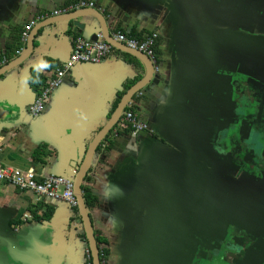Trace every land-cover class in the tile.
Masks as SVG:
<instances>
[{
  "label": "crops",
  "instance_id": "1",
  "mask_svg": "<svg viewBox=\"0 0 264 264\" xmlns=\"http://www.w3.org/2000/svg\"><path fill=\"white\" fill-rule=\"evenodd\" d=\"M29 24L31 55L5 71L31 51L22 39ZM108 28L138 40L156 34L159 71L101 142L83 184L97 199L88 211L96 239L107 241L104 263L223 264L212 236L237 227L248 249L237 264H264V143L242 174L224 148L239 103L264 125V0H0V106L15 112L0 123L1 163L39 182L78 172L146 65L113 49L100 64L76 65L40 117L29 106L75 37ZM128 113L148 130L133 135ZM4 230L37 237L42 264H89L79 211L63 201L0 182ZM23 258L0 239V264Z\"/></svg>",
  "mask_w": 264,
  "mask_h": 264
},
{
  "label": "built area",
  "instance_id": "2",
  "mask_svg": "<svg viewBox=\"0 0 264 264\" xmlns=\"http://www.w3.org/2000/svg\"><path fill=\"white\" fill-rule=\"evenodd\" d=\"M78 6L94 7V3L81 1ZM61 13L62 12L57 11L54 13V16H58ZM32 28L33 24H29L25 27V31L22 35L24 42L28 41L29 33ZM112 38L129 49L137 50L147 55L153 63L155 71H159L156 54V34L148 35L144 40H138L121 31H115L112 33ZM113 49L114 48L106 41L103 33H98L93 38H86L83 36L75 37L70 59L62 68L57 69L53 76L47 80L33 104L29 106V114L32 117H37L43 113L50 96L63 85L64 81L70 76L72 69L76 65L83 63L100 64L108 58ZM20 53L21 51L18 52V54ZM2 63L6 64V60ZM126 120L132 126L133 135L148 130V125L145 122L138 120L133 113H128ZM2 152L3 150L0 146V155ZM0 182L11 185L20 191H30L40 197L60 200L73 208L77 207V200L73 193V181L64 177L50 175L44 177L42 181L39 182L35 179L33 174H25L19 170L6 167L0 161Z\"/></svg>",
  "mask_w": 264,
  "mask_h": 264
},
{
  "label": "water",
  "instance_id": "3",
  "mask_svg": "<svg viewBox=\"0 0 264 264\" xmlns=\"http://www.w3.org/2000/svg\"><path fill=\"white\" fill-rule=\"evenodd\" d=\"M104 36H105L106 41L114 49L123 50V51L139 58L141 61H143V63L147 67V76L143 81H141L136 86H134L124 96V98L122 99L121 103L119 104L116 112L112 116L111 120L107 123V125L104 128H102L99 131L98 135L93 139L92 143L89 146V149L87 150V154L85 156V159L82 162L78 172L76 171V173H75V171H73L71 177H64V178H67V179H70L73 181V185H74L73 193H74V196L77 200V207H78L79 214L81 216V220H82L83 227L85 230L86 238H87L88 243H89V252L91 254V257H92L91 260H92L93 264H102V263H100V260H101L100 248H99V245H98V242L96 239L92 219H91V216L89 214V211H88V208H87V205L85 202V198H84L83 184H84L85 179H86V177H87V175L91 169L94 155L96 154L97 149L99 148L101 142L106 138L109 131L111 129H113V127L120 121L122 115L125 112V109H126L128 103L132 100V98L137 93H139L145 87V85L148 83L150 78L155 73L153 63L151 62L150 58L147 55H145L144 53H141L137 50L129 49L125 45L116 42L112 38V35L109 31V28L107 29V35L104 34ZM28 41H29L28 49H31V51L28 53L27 57L24 58L23 60H21V59L19 61L17 60L14 63H12L11 65L9 64L7 66L8 68L5 71H9V70H12V69L20 66L31 55V53L33 51V40L28 39ZM4 72H2V73H4ZM2 103L0 106V123L6 124L7 118L8 117L11 118L12 116H14L15 112L10 110L11 109L10 104H8V103L2 104ZM40 116L33 117V118H38ZM246 122H247L246 120H243L240 123V125H238V130H239L238 134L239 135L242 132L245 133L246 124H247ZM234 123H235V120L232 121L231 125H229L227 130L226 129L224 130V132H226V134H227V132H229L230 129L233 128ZM246 138H247V135H243V137L239 140V142L241 143V142L245 141ZM250 139L251 140L249 141V144L251 143L250 145L252 147H256L257 145L254 143L255 139H256L255 135L252 134ZM251 150H253V149H251ZM251 152H253V151H251ZM251 162L253 164H255V159H252ZM16 231L19 232V230H16ZM219 232H220V235L218 237L214 238V236H212V239L214 240L212 243H213L215 248L219 247L220 244L222 246V244L225 240L224 237H226L228 235V232L225 229L219 230ZM31 236L32 235H30V236H27L24 234L20 235L19 233H16V232L14 233V232L7 231V230L0 232V239H3V238L7 239L8 245L10 246L11 249L14 248V250H16L17 252H22L24 254L25 258H23V259L25 260V264H42V262H41L42 255L44 256L46 253L43 250V243L37 237H31ZM237 240H239V239L232 238L229 241L228 245H226L224 247L225 248H228V247L231 248L232 247L231 245L235 244V242ZM40 245H42V247H40ZM224 247H222V248H224ZM210 248H211L210 245H208V250ZM218 249L220 250L221 247ZM11 251H13V250H11ZM225 254H226V252H224L222 256H224ZM190 260H192V259H190Z\"/></svg>",
  "mask_w": 264,
  "mask_h": 264
},
{
  "label": "flooded vegetation",
  "instance_id": "4",
  "mask_svg": "<svg viewBox=\"0 0 264 264\" xmlns=\"http://www.w3.org/2000/svg\"><path fill=\"white\" fill-rule=\"evenodd\" d=\"M240 106L241 104L239 103L236 115L233 118V121L235 120L233 128L230 129L229 132H227V134L226 132L224 133V136H225L224 148L230 154V156L228 157L230 158V161L235 163L238 171L241 172L242 174V173H247L249 169L251 168V163H250L252 160L251 151H254L255 149V147H252L250 145L251 143L249 144V141L251 140L250 139L251 135L252 134L255 135L256 139L254 143L257 145V148L260 149L262 147V144L264 143V137H263L264 125L262 123V117L260 114H258V112L255 113V116H253V119L246 118L245 115H242L243 113H245L246 110L248 113H250L251 111L250 105L247 102H244L242 106L241 107ZM243 120L247 121L246 131L245 133L242 132L239 135L238 125H240V123ZM243 135H247V138L245 139V141L240 143L239 140L243 137ZM227 145H228V148H227ZM224 238L225 240L222 246L220 244L219 247H217V248L221 247L220 249L221 252L219 251L217 256H220L224 263L226 261L225 264H237L238 261L236 259L241 255V253L248 251V249L246 248V244H247L246 235H244L243 232L237 227L235 228L230 227L228 229V235ZM232 238L239 239V240H237L235 244H232L231 248L229 247L225 248L224 246L228 245L229 241ZM248 241H249V238H248ZM224 252H226V254L222 258L221 255H223ZM100 263L105 264L104 262H101V261Z\"/></svg>",
  "mask_w": 264,
  "mask_h": 264
},
{
  "label": "trees",
  "instance_id": "5",
  "mask_svg": "<svg viewBox=\"0 0 264 264\" xmlns=\"http://www.w3.org/2000/svg\"><path fill=\"white\" fill-rule=\"evenodd\" d=\"M132 37V36H131ZM118 106V104H117ZM83 191H84V198H85V202H86V205H87V208H92L96 205L97 203V199L95 197H93L90 192L86 189V187L83 186ZM76 212H78V207H75L74 208ZM84 238H86V234L84 233L83 234ZM97 242H98V245H99V248H100V257H101V262H104L107 254H108V250L106 248L102 249V245H106L107 244V241L106 239H103L101 237L97 238ZM90 255V254H89ZM92 257L90 255L89 259H88V263L89 264H93L92 263Z\"/></svg>",
  "mask_w": 264,
  "mask_h": 264
},
{
  "label": "rangeland",
  "instance_id": "6",
  "mask_svg": "<svg viewBox=\"0 0 264 264\" xmlns=\"http://www.w3.org/2000/svg\"><path fill=\"white\" fill-rule=\"evenodd\" d=\"M242 115H245V117L249 119H253V116H255L254 113H248L247 110Z\"/></svg>",
  "mask_w": 264,
  "mask_h": 264
},
{
  "label": "clouds",
  "instance_id": "7",
  "mask_svg": "<svg viewBox=\"0 0 264 264\" xmlns=\"http://www.w3.org/2000/svg\"><path fill=\"white\" fill-rule=\"evenodd\" d=\"M46 66V65H45Z\"/></svg>",
  "mask_w": 264,
  "mask_h": 264
}]
</instances>
